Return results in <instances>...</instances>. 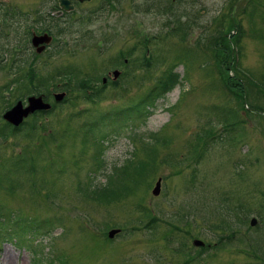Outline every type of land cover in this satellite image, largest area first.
Instances as JSON below:
<instances>
[{
    "label": "rangeland",
    "instance_id": "rangeland-1",
    "mask_svg": "<svg viewBox=\"0 0 264 264\" xmlns=\"http://www.w3.org/2000/svg\"><path fill=\"white\" fill-rule=\"evenodd\" d=\"M72 1L52 19L58 0H0V112L28 94L30 70L43 92L65 94L45 97L54 106L33 128L27 117L3 134L0 215L58 217L44 226L49 233L40 230L37 256L56 254L63 264H264V101L233 73L234 63L264 77V0L253 14L254 0ZM47 24L52 38L35 53L29 35ZM235 29L229 70L219 40ZM170 65L180 81L147 115L133 112L116 130L91 124L140 101ZM113 68L118 75L101 85ZM85 88H100L95 102ZM133 166L143 169L132 178ZM91 176L93 186L111 178L118 195L78 192ZM2 225L0 264H28L32 252L3 238Z\"/></svg>",
    "mask_w": 264,
    "mask_h": 264
},
{
    "label": "trees",
    "instance_id": "trees-1",
    "mask_svg": "<svg viewBox=\"0 0 264 264\" xmlns=\"http://www.w3.org/2000/svg\"><path fill=\"white\" fill-rule=\"evenodd\" d=\"M248 2H249V0H247L246 4ZM257 3H258V0H254V2H252V5L249 7L251 14L255 13L256 10H254V8L256 7ZM232 25H233V22H232ZM217 32L222 33L220 29H218ZM229 36L230 37L228 40H222L221 39V41L219 40V43H226L227 47L230 50V55H231L230 41L233 39V32ZM227 64H228V68H229L230 67V61H228ZM66 72H69V74L75 75L73 72H70L69 70L62 72V73H66ZM59 75H60V72H59ZM24 76H25V74H24ZM26 76H27V82L29 84V87L27 88L26 93L33 92L34 91L33 89H36L39 91L40 87L41 88L44 87V86L42 87L38 84L39 79L34 76V73L32 70H30ZM227 77L229 78L228 75H227ZM84 78L86 79L85 76H84ZM260 80H261L260 83L264 85V77H262ZM77 81H78V83L76 82V84L78 85L77 87H82V86L84 87V80L82 81L79 77V78H77ZM178 81H179V74L176 71H174L172 69V67H169V68L163 70L158 75V77H156L155 83L151 87V89L149 90V93L146 94L140 101H138L137 103H135L133 105L126 106V107H123V108L118 109V110H113V111L110 110L107 112H100L91 118V124L106 126L111 130H116L117 128L124 125L123 124L124 121L136 116V115L132 116L133 112L136 114L140 113L142 115H147L149 113V107L151 106V103L157 97L162 96L166 91L170 90L176 83H178ZM31 82L33 83V86H30ZM56 83H58V82H56ZM239 83L241 84L242 82L240 81ZM248 85H249V87H253V86L256 87L257 88V89L255 88L256 91L259 92V94H258L259 98L261 96L262 100L264 101V91L261 88H259L257 85L255 86L249 82H248ZM228 86L234 87L236 85L232 84L231 82H228ZM22 87H25V86H22ZM240 90H242V89H240ZM47 92H48V90H47ZM259 106H260V104H259ZM229 115H230L229 113H226V111L223 110L221 118H224V117L227 118V117H229ZM124 129H126V128H124ZM124 129L122 130V132L124 131ZM9 130H12L9 123L4 122V124L0 125V135L1 136L3 134L7 133V131H9ZM133 135H134V133H133ZM146 149L150 150L147 152V154H148V157H151L153 154L152 146H148ZM139 162L143 163V160L140 159ZM144 162L147 163L146 161H144ZM142 169H143V167H142ZM142 169H141V166L139 168L133 166L132 172H131V174L133 175L132 178L134 176H136L139 173V171H142ZM109 179H111V178L106 177L105 183L94 186L91 191H88L89 194L92 195L94 198L100 199L103 201H107V199L109 200L110 198L117 196L118 191L116 189V186H113L112 179L110 180V183L112 184V186H109L107 184ZM122 188H124V187H122ZM81 190H82L81 191L82 194L86 193L84 188ZM8 215L10 216L9 217L10 219L8 221H5L4 216L0 215V223L7 222V223L11 224L9 231L6 232V235L9 237V239H11L17 245H23V246H27L28 248H30L32 251L33 257H35V253H36V245H35L36 237H35V235L37 232V227H38L37 225L41 224L44 227L46 225L52 224L53 222H57L55 220L58 219V217H51L50 219L45 218V219H42L41 222L37 219H34L32 221L27 220L23 223L18 224V223H16V217H11V215L9 213H8ZM6 218L8 219V216L5 215V219ZM31 264H36L34 258L32 259Z\"/></svg>",
    "mask_w": 264,
    "mask_h": 264
},
{
    "label": "water",
    "instance_id": "water-1",
    "mask_svg": "<svg viewBox=\"0 0 264 264\" xmlns=\"http://www.w3.org/2000/svg\"><path fill=\"white\" fill-rule=\"evenodd\" d=\"M59 4L62 8H65V9L70 7L68 5V0H59ZM49 40H50V36L47 35L46 33H43L41 35L32 34L31 39H30L31 44L35 46V50L37 52H40L43 47V43H47ZM38 43H41V44L37 45ZM115 74H116V71H113V75ZM61 96H62V92L54 94L55 99H59ZM49 106H50L49 103L44 102L42 100V95H37V96L31 95L27 97V104L25 106L22 107L20 100H17L14 105H12L7 111L4 112L3 116L6 119H8L10 122H12L13 124H17L21 120V117L23 115H26L27 113L32 112L34 109H39V108L47 109ZM154 187L155 188L152 189V192L157 193L158 180L157 182H155ZM113 231L114 230H110L108 234L111 235ZM192 243L196 245H200L202 244V241L198 239H193Z\"/></svg>",
    "mask_w": 264,
    "mask_h": 264
}]
</instances>
